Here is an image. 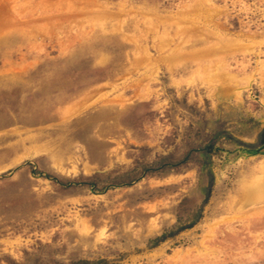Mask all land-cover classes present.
I'll list each match as a JSON object with an SVG mask.
<instances>
[{"label":"rangeland","instance_id":"1","mask_svg":"<svg viewBox=\"0 0 264 264\" xmlns=\"http://www.w3.org/2000/svg\"><path fill=\"white\" fill-rule=\"evenodd\" d=\"M263 132L264 0H0V264H264Z\"/></svg>","mask_w":264,"mask_h":264},{"label":"trees","instance_id":"2","mask_svg":"<svg viewBox=\"0 0 264 264\" xmlns=\"http://www.w3.org/2000/svg\"><path fill=\"white\" fill-rule=\"evenodd\" d=\"M261 143H262V145H264V132H263V138L261 139ZM212 149H213L212 147H207L208 151H211ZM259 152H260L259 149H255V150L249 151L248 153H250V154H258ZM207 198H208V196H207ZM73 264H89V262H87V261H79V262L73 263Z\"/></svg>","mask_w":264,"mask_h":264},{"label":"bare ground","instance_id":"3","mask_svg":"<svg viewBox=\"0 0 264 264\" xmlns=\"http://www.w3.org/2000/svg\"><path fill=\"white\" fill-rule=\"evenodd\" d=\"M136 46V45H135ZM150 52V51H149ZM107 92V91H106ZM97 93V92H96ZM97 96V95H96ZM99 97V96H98ZM89 98V97H88ZM67 108V107H66ZM82 108V107H81ZM67 110V109H66ZM69 118V117H68ZM255 168H257L258 170H260V171H262V172H264V157H263V159H262V161L259 163V165H258V167H255ZM254 168V169H255ZM257 171V170H256ZM252 177V176H251ZM256 177V176H255ZM258 178V177H257ZM263 180V179H262ZM262 182V181H261ZM257 184V183H256ZM258 184H259V182H258ZM246 185V184H245ZM261 184H259V186H260ZM258 186V185H257ZM263 186V185H262ZM256 188V187H255ZM254 188V189H255ZM258 188V187H257ZM258 190V189H257ZM250 191V190H249ZM252 191H253V189H252ZM251 192V191H250Z\"/></svg>","mask_w":264,"mask_h":264}]
</instances>
